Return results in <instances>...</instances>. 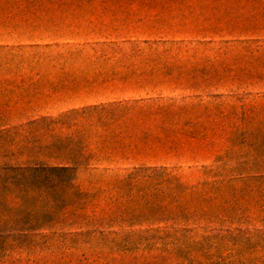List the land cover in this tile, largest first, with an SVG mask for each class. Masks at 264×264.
<instances>
[{"label":"rangeland","instance_id":"374dc122","mask_svg":"<svg viewBox=\"0 0 264 264\" xmlns=\"http://www.w3.org/2000/svg\"><path fill=\"white\" fill-rule=\"evenodd\" d=\"M263 103L264 0H0V108L12 110L0 130L27 136L41 117L97 108L89 119L58 128L62 136L83 137L75 177L91 199L84 212L90 219L108 212L105 184L140 168L165 170L190 188L188 221L127 220L103 229L112 237L264 232L240 212L225 215L237 206L225 183L213 196L195 188L206 170L241 164L249 153L242 137L264 132V121L243 124L242 105ZM102 108L128 111L111 116ZM95 192L101 200L92 209ZM169 209L178 214L175 205ZM11 257L23 264L53 259L42 250Z\"/></svg>","mask_w":264,"mask_h":264},{"label":"trees","instance_id":"16d2710c","mask_svg":"<svg viewBox=\"0 0 264 264\" xmlns=\"http://www.w3.org/2000/svg\"><path fill=\"white\" fill-rule=\"evenodd\" d=\"M101 110L111 116L128 111ZM96 111L89 107L72 109L58 118L41 117L31 122L27 136L11 129L0 130V264H23L11 254L30 255L36 250L48 252L53 259L31 260V264H264V232L260 231L208 235L200 240L191 238L189 231L182 235L156 231L113 237L105 233L104 228L127 220L188 221L191 209L184 196L190 188L165 170L140 168L105 184L103 203L109 206L108 212L104 216L94 213L90 219L84 212L91 199L76 184L75 177L85 158L83 137L76 133L62 136L58 128H71L78 118L89 119ZM11 113L1 107L0 122ZM241 121L244 125L250 121L261 124L264 103L242 105ZM40 129H44V137L36 138ZM19 137L23 138L18 141ZM244 144L249 153L239 166L206 170L205 180L195 188L201 195L213 196L225 183L237 205L226 207L225 215L234 217L240 212L241 219L264 226V132L252 130L242 137ZM22 157L27 161H20ZM232 158L224 157L226 161ZM44 159L59 163L50 164ZM100 196V192L92 193V209L99 205ZM122 199H128L123 208ZM172 204L178 214L169 209ZM250 213L255 217L247 216ZM89 227L92 233L81 231ZM154 251L158 254L149 257H116L120 253Z\"/></svg>","mask_w":264,"mask_h":264}]
</instances>
